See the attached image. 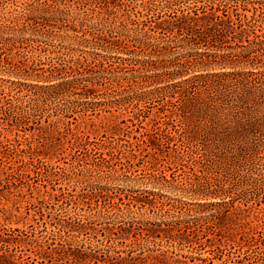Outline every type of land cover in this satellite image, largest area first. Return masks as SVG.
Wrapping results in <instances>:
<instances>
[{"label":"trees","instance_id":"obj_1","mask_svg":"<svg viewBox=\"0 0 264 264\" xmlns=\"http://www.w3.org/2000/svg\"><path fill=\"white\" fill-rule=\"evenodd\" d=\"M0 159L40 208L79 186L77 224L264 238V0H0Z\"/></svg>","mask_w":264,"mask_h":264},{"label":"rangeland","instance_id":"obj_2","mask_svg":"<svg viewBox=\"0 0 264 264\" xmlns=\"http://www.w3.org/2000/svg\"><path fill=\"white\" fill-rule=\"evenodd\" d=\"M130 130L131 134H136L134 127ZM115 143L111 141L109 146ZM140 151L145 153L142 148ZM136 152L139 153V150ZM3 159H0V264H130L141 258L147 259L145 263L152 264L155 256L171 261L184 260L186 263H191L192 258L200 264H259L258 260L264 253V238H239L238 235L231 238H212L211 235L185 238L176 233L159 238H135L133 233L122 237L120 228L127 217L106 220L93 217L89 218L95 220L93 223L82 219L83 224H77L74 222L76 214L85 218L90 212L96 213L89 210L87 203L79 201V186L70 188L68 194L59 195L58 200L54 199L53 203H45L47 206L40 208L34 187L29 189L25 181L16 179L5 182L1 170L9 163ZM178 172L181 173L180 170ZM135 176L138 178L125 179L126 182L120 185L144 188L141 175ZM29 182L39 186V194L43 193V185L33 180ZM161 192L169 197L194 202V198L173 188V185L163 187ZM114 200L117 201V198ZM91 202V206H95L94 201ZM186 208L188 210L182 209L175 214L193 219L211 213L195 211L194 204H188ZM145 218L154 217L147 213ZM198 258L203 260H196Z\"/></svg>","mask_w":264,"mask_h":264}]
</instances>
